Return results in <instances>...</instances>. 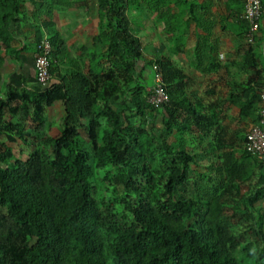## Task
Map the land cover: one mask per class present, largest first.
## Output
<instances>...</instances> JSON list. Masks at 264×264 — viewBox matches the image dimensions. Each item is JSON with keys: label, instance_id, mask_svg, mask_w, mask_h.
Segmentation results:
<instances>
[{"label": "trees", "instance_id": "1", "mask_svg": "<svg viewBox=\"0 0 264 264\" xmlns=\"http://www.w3.org/2000/svg\"><path fill=\"white\" fill-rule=\"evenodd\" d=\"M60 2L0 0V67L19 59L18 23L39 29L36 52L45 35L54 49L49 87H9L0 101V264H264V156L247 148L262 127L264 2L250 42L243 0H97L88 72L56 29ZM217 6L244 28L242 56L226 60L238 75L220 63ZM141 8L164 26L162 55L133 29ZM191 23L203 90L173 61ZM155 67L160 105L145 76Z\"/></svg>", "mask_w": 264, "mask_h": 264}, {"label": "crops", "instance_id": "2", "mask_svg": "<svg viewBox=\"0 0 264 264\" xmlns=\"http://www.w3.org/2000/svg\"><path fill=\"white\" fill-rule=\"evenodd\" d=\"M262 1L264 2V0ZM69 9L71 11L73 10L77 12L78 14L83 12L72 8ZM216 9V18L212 19L211 21L213 22V33L220 43V63L223 67L229 65L232 68V74L238 75L239 70H237L232 64L227 63L226 60L240 59L242 56L240 48L243 46V44H246L244 43L245 41H242L244 28L234 16L233 13H235V11L230 13V11L226 10L224 6H217ZM88 17L91 19V21H93L95 26L93 32L89 30V34L85 32V29H81V27H73L71 21H69L70 18L67 17L66 19H62L60 11L57 13L56 20V29L61 39H63L67 44V53L70 60H80V64H82L84 67H86V65L88 66L89 64L87 57L89 52L88 50L96 49L94 40L99 33L96 14L93 13L89 15L88 13L87 18ZM91 23L92 22L89 23V26H91ZM188 28L189 29H185L187 32V37L185 39L186 47L184 48V51L181 52L179 49V51L176 52L175 47L173 46V61H175L180 67L184 69L185 74L192 78V84L194 85V88L191 87L192 90H203L204 86H201V74L194 68L196 46V38L194 36L195 24L191 23L190 27ZM38 30H35L32 26H28L25 22L18 23L16 26H14V28H12L16 38L14 46L21 50H19L20 55L16 62L8 61L0 67L1 97H4V94L9 87L27 88L28 90H32L33 88L37 87L38 82L35 61L36 47H34V45L37 43V37L40 33ZM26 47L27 49H25ZM84 47H86L87 50H83ZM66 67L63 66L64 69H66ZM88 71L89 69L86 67V72ZM146 71V79L153 82L155 77L154 72H152L150 69H147ZM213 78L217 79L216 76ZM65 115V109L62 104H58L50 109L48 113L49 123L54 125L57 124V128L54 130V133L59 134L58 130L61 128V123ZM18 146L21 149L23 148L21 144L16 145L15 148H18Z\"/></svg>", "mask_w": 264, "mask_h": 264}, {"label": "built area", "instance_id": "3", "mask_svg": "<svg viewBox=\"0 0 264 264\" xmlns=\"http://www.w3.org/2000/svg\"><path fill=\"white\" fill-rule=\"evenodd\" d=\"M246 3L245 15L249 20L251 28L250 42L254 41V36L258 33L260 22L262 19V0H243ZM54 49L50 41V37L45 35L38 51L35 54L37 82L44 87H49L52 79L50 73V59ZM155 84L151 88L152 102L156 104H163L168 100L167 92L162 84V77L158 72V67H155ZM2 97L0 96V101ZM262 127L256 128L248 136L247 144L248 150L255 155L264 156V95H263V109L261 112Z\"/></svg>", "mask_w": 264, "mask_h": 264}, {"label": "rangeland", "instance_id": "4", "mask_svg": "<svg viewBox=\"0 0 264 264\" xmlns=\"http://www.w3.org/2000/svg\"><path fill=\"white\" fill-rule=\"evenodd\" d=\"M73 2H76V0H69V4L65 3L63 0L59 3V6H61L59 11L62 19H66L68 17L70 18L69 21H71L73 27L78 26L81 27V29H85V32L87 34H89V30L93 32L95 26L93 24V21H91L89 17L87 18V10H84L82 13L78 14L73 10L71 11L69 7H65L71 6V3ZM80 4L88 6L89 8L94 10L95 14H97V0H80ZM129 15L134 23L133 29L137 31L140 37L145 38V51L147 55H162L163 52H165L168 48V44L165 42V35L163 33V24L158 23L156 21V18L152 17V15L148 11H145L143 8L133 9L129 12ZM90 22H92L91 26H89ZM34 29L38 30L37 28ZM17 149L21 150L19 146ZM102 189V192H104V197L109 198L110 194L104 191V187H102Z\"/></svg>", "mask_w": 264, "mask_h": 264}]
</instances>
